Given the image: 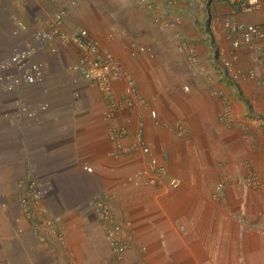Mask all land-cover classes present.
<instances>
[{
  "label": "crops",
  "instance_id": "obj_1",
  "mask_svg": "<svg viewBox=\"0 0 264 264\" xmlns=\"http://www.w3.org/2000/svg\"><path fill=\"white\" fill-rule=\"evenodd\" d=\"M73 1L0 0V44L5 39L8 43L21 40L13 35L16 19L33 32L57 11L67 9V30L88 29L123 61L142 96L159 94L158 100L149 102L158 108L165 125L186 123L187 134L180 139L175 130L155 127L144 112L146 137L156 154L170 156L168 170L181 186L173 190L129 182L141 155L110 157L104 97L71 70L79 52L55 41L56 53L47 50L36 57L47 66L43 83L24 85L16 93L0 92V264L108 261L104 229L91 205L97 194L108 195L119 220L132 224L127 232L132 246L121 264H264L263 88L246 81L237 87L218 77L208 82L199 68L194 84L199 91L187 95L179 70L163 64L155 52L154 57L129 55L133 43L154 49L149 43L155 44L156 39L144 35L158 29L154 15L138 8L137 0H132L136 7L125 0L126 5L119 8L113 0H75L72 6ZM153 1L162 16L163 0ZM194 1L200 0H182L178 9L182 23L170 31L196 47L201 64L212 72L209 32L202 41L193 21L197 14L187 9V2ZM212 12L223 18L236 13L245 24L264 23L262 13L237 12L235 6L218 0L213 1ZM211 29L218 44L229 49L223 29L217 24ZM241 56V67L253 68L245 53ZM257 71L264 75V69ZM114 89L115 97L121 98L123 83ZM217 91L230 100L232 126L219 121L223 104ZM18 99L33 108L46 104L48 110L34 120L18 117ZM250 108L256 118L249 115ZM127 115L120 113L113 124H125ZM130 128L135 129L134 125ZM85 164L94 172L84 171ZM30 166L40 179L55 185L46 205L65 236L64 247L44 228L36 231L21 216L18 182ZM253 178L256 181L250 184ZM220 183L224 187L219 191ZM19 217L21 222L16 224Z\"/></svg>",
  "mask_w": 264,
  "mask_h": 264
},
{
  "label": "built area",
  "instance_id": "obj_2",
  "mask_svg": "<svg viewBox=\"0 0 264 264\" xmlns=\"http://www.w3.org/2000/svg\"><path fill=\"white\" fill-rule=\"evenodd\" d=\"M213 1L207 0L205 4L208 16L206 27L207 30L209 29L207 40L211 45L210 59L213 71L201 69V57L196 47L179 41L177 49L185 56L193 74L197 75L200 68V72L205 74L208 82L218 77L237 87L241 82L246 81L264 88V75L257 71V69H264V23L245 24L237 19L236 13L225 18L215 15L212 12ZM218 1L235 6L237 12H260L264 17V0ZM163 2L162 8L165 13L162 16L157 14L159 7L153 0H137V7L154 15V21L160 29H175L182 23L178 10L182 0H163ZM71 4L75 6V0ZM67 15V9L59 10L48 18L42 27L33 32L24 22L15 20L13 35L24 39L25 44L22 48H16L10 54L0 57V92L16 93L24 85L33 86L43 83L46 78L47 66L45 61L36 59V57L47 50L56 53L55 41H59L65 46H73L79 52V60L71 67V70L79 76L81 81L104 97L106 110L103 119L108 123L110 157L119 159L128 155L140 154L141 164L130 174L129 182L147 187L178 189L181 186V181L171 176L168 170L170 156L167 153L156 154L146 137L144 112L148 113L155 127L175 130L180 139L185 138L187 134L186 123L178 121L172 125H165L160 119L158 108L149 102L150 98L141 95L137 80L126 69L123 61L109 47L103 46L88 29L67 30ZM213 24L219 25L225 32L229 49L218 44L211 29ZM176 37L179 38V35L176 34ZM128 52L133 58L146 54L154 57L151 47L139 43L129 46ZM242 53H245V57L253 65V68L245 70L241 67ZM117 83H123L121 98L115 97L114 85ZM184 89L189 91L188 86ZM215 95L221 99L223 104L219 121L232 126L230 100L221 91L215 92ZM15 106L18 117L24 116L28 120H34L40 112L48 110L46 104H40L38 108H33L19 99L16 100ZM122 112L129 113L125 119L126 123L121 126L113 124L116 117ZM254 114L252 110L249 115L256 118ZM133 115L136 116V121H134ZM5 116L10 117L9 114ZM133 125L134 130L130 128ZM84 171L93 173L94 168L85 164ZM255 181V178L251 179L250 184ZM18 187L22 218L33 223L36 231L44 228L48 234L56 238L59 245L64 247L66 245L65 236L60 232L46 205L47 200L55 191L54 183L40 179L30 166L27 175L19 180ZM223 187V183H220L217 189L220 191ZM91 205L103 226L110 251V259L104 264H121L132 246L131 238L127 234L128 227L132 226L131 222L119 220L110 204L108 195L97 194L92 199ZM20 222V217L15 219L16 224ZM23 232V229H18L19 235Z\"/></svg>",
  "mask_w": 264,
  "mask_h": 264
},
{
  "label": "rangeland",
  "instance_id": "obj_3",
  "mask_svg": "<svg viewBox=\"0 0 264 264\" xmlns=\"http://www.w3.org/2000/svg\"><path fill=\"white\" fill-rule=\"evenodd\" d=\"M117 1H119V4L116 3V0H113V2L116 4V8H119L122 5H126V2H124L125 0H117ZM128 2L132 3V5L135 6V3H133L132 0H128L127 4H128ZM206 2H207V0L194 1V4L193 3L189 4V2H187V9H191V11H194V12H192V14H197V15H195V17H193V21H194V24L196 25V28H198V30L202 33V36L200 38L204 42L206 39H204L203 37H204L205 33H208L207 31H209L205 28L206 29L205 30L206 32H205L204 28H203V26L205 25L204 19H205V16H207V11H206V6H205ZM200 4L204 5V7L203 8L200 7ZM135 9H137V8H135ZM125 19L126 18L122 17L120 19V21L124 22L123 24H125ZM156 31H151L150 34L145 33V35H144V36L148 35L150 37L148 40L156 39L155 44L148 42L149 45L154 46L153 50H155L154 52L156 54V58H159L163 64L166 63L169 66H175L179 70L178 75H179L180 80H181V86L183 88V91L187 95L192 94L193 91L198 92L199 87L195 86L194 84L198 82L199 77L197 75L193 74V72L189 69V65L187 63L185 56L182 55L179 52V50L177 49L179 41L185 42V43H187V41L183 40V38L180 37V35L178 33L172 32L170 30H162L158 27V29ZM176 34L179 35V38L176 37ZM24 41H25L24 39H21V40L16 41V42L11 41L10 43H8L7 40L5 39L3 44L0 46V57L10 54L16 48L17 49L22 48L25 44ZM26 41H27V39H26ZM159 48L161 50V53L159 51ZM39 60H41V59H39ZM201 63H202V61H201ZM201 66L204 69L208 70L205 65L201 64ZM186 86L189 87V91H185L184 88ZM263 90H264V88H263ZM158 95L157 94H150L148 98H150V100H158V98H157ZM103 264H104V262H103Z\"/></svg>",
  "mask_w": 264,
  "mask_h": 264
}]
</instances>
